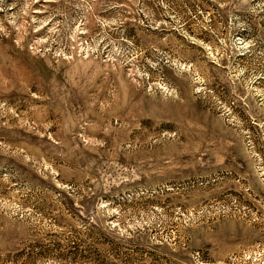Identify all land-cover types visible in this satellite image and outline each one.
<instances>
[{"label":"rangeland","instance_id":"obj_1","mask_svg":"<svg viewBox=\"0 0 264 264\" xmlns=\"http://www.w3.org/2000/svg\"><path fill=\"white\" fill-rule=\"evenodd\" d=\"M0 264H264V0H0Z\"/></svg>","mask_w":264,"mask_h":264}]
</instances>
